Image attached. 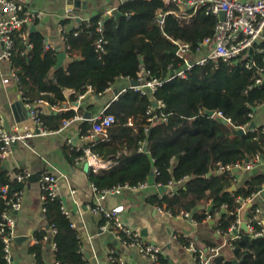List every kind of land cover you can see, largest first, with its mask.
<instances>
[{"label":"trees","instance_id":"obj_1","mask_svg":"<svg viewBox=\"0 0 264 264\" xmlns=\"http://www.w3.org/2000/svg\"><path fill=\"white\" fill-rule=\"evenodd\" d=\"M171 7L179 10L174 4ZM167 10L163 0H125L118 6L117 16L99 15L80 21L77 27L63 33L69 60L58 67H55L57 52L45 47L42 33L27 29L30 45L15 35L11 65L25 102L41 99L55 105L64 100L66 88L80 94L91 86L94 94H101L117 76L137 80L141 67L150 72V77L165 80L153 95L164 103L162 107L156 106L155 111L163 114L165 121L148 120L145 111L152 96H141L132 88L109 104L104 113L112 114L114 122L108 128V137L92 139L86 145L103 160L115 161L106 169L90 170V181L102 190L147 180L165 187L168 181L184 179L173 194L167 190L161 198L154 195V204L172 213L188 212L196 221L207 213L214 218V213L219 212L216 222L221 224L217 227L224 230L235 219L232 214L238 206L235 198L251 196L264 183L262 174L250 175L242 187L230 190L232 176L226 171H216L218 163H242L262 153L264 125L238 135L232 129L247 126L255 109L264 102V72L259 71L260 67L264 70V41L239 54L237 63L235 59L212 58L203 65H194L185 78L166 80L169 70L183 65L182 58L173 52L172 39H185L195 50L206 36L213 34L217 21L206 6L196 8L188 18ZM192 11L188 8L185 13ZM97 41L100 50L96 48ZM259 76L261 83H256ZM205 109L213 114H206ZM217 111L229 122L219 119L214 114ZM73 114L70 110L59 117L70 118ZM41 118L51 129L46 116ZM59 126L57 123L51 130ZM90 128L91 124H84L81 135L88 134ZM82 153L81 149L72 150L71 160L75 162ZM4 185L9 193L22 190L20 181L8 178L0 170V190ZM4 201L0 193V220ZM209 202L212 207L206 210ZM60 204L58 199L42 204L48 225L56 228L54 258L59 264H87L79 232L70 217L61 212ZM254 208L255 205L249 210V219ZM249 224L252 231L240 229L231 241L233 258L239 264H264L263 226L254 220ZM44 232H35L36 243L29 248L35 264H45L41 251ZM159 261L167 264L162 254ZM4 263L0 234V264ZM214 264L233 263L217 254Z\"/></svg>","mask_w":264,"mask_h":264},{"label":"crops","instance_id":"obj_2","mask_svg":"<svg viewBox=\"0 0 264 264\" xmlns=\"http://www.w3.org/2000/svg\"><path fill=\"white\" fill-rule=\"evenodd\" d=\"M15 1L22 3L30 10L43 13L42 17L33 25V29L31 25L24 27L22 31L26 35L27 29L40 31L43 41L49 45L48 48L57 52L56 60L58 55L64 52L59 63L55 64V67H58L65 66L69 60L68 53L65 51L63 33L67 29L77 27L80 21L92 16L101 15L105 18L111 15L117 16L119 14L117 8L125 0ZM163 2L168 9L167 12H175V14L186 18L195 11L186 14L185 10L188 8L182 3H176L172 0H163ZM173 4L178 6V11L172 9ZM176 39L182 38H175L172 41ZM1 50L2 45L0 43V52ZM208 51L209 47H201L198 51L191 49L188 59L195 61L203 57ZM174 53L176 54V52ZM237 59L234 63L238 62ZM9 69L8 62L0 60V117L7 131L18 132L22 131L23 125H33V123L18 82L10 80L3 83L2 81L8 75ZM169 72L165 78L169 77ZM131 81L133 80L128 77L117 76L103 93L94 94L92 91L85 90V96L81 99H79V93L74 92L71 88H66L63 91L64 100L57 105L52 104L54 107L49 105L51 103L48 105L45 103L37 104L41 107L43 115L46 116V124L51 129L56 128L57 123L61 126L64 119H68L69 122L58 132L27 137L23 141L16 142L7 157L0 163V170L5 171L8 178H13L15 174L20 172L28 173L27 177L20 181L23 192L21 207L18 211H13L15 223L9 244L12 264H35L34 256L29 251L30 246L36 243L34 234L40 230L45 231L44 235L47 234L48 221L42 209L39 183V175L44 169H49L57 176L58 198L68 209L73 226L79 232L81 251L87 264H111L108 259L111 251L131 264H150L147 258L138 255L133 249L125 247L112 238L110 226L102 214L91 212L88 209L94 200L89 178L90 169L84 170V161L76 160L74 162L71 160L72 150H79V148L87 146L88 139L81 135L82 126L91 124L89 118L105 112L113 100H116L120 94L131 87ZM70 110L74 112L70 118L59 117L62 112ZM85 116L89 117L86 118ZM251 121L254 122V127L249 128L248 124L244 128V132L264 125V102L255 109ZM67 140H71L72 144H68ZM105 161L107 166L101 169L110 167L115 160ZM247 161L249 160L242 163ZM242 163H240L241 167L234 171L235 176L231 178L230 190L242 187L250 175L262 174L264 177V158L256 160L248 170L243 168ZM174 187L177 190L179 185ZM164 192L167 190L163 189L162 192H159V189L153 186L135 191L124 190L121 194L110 195L101 199L100 204L107 209L122 206L121 217L124 223L138 230L147 241L158 245L167 264H197L192 254L186 249L189 241L199 248L204 255H210L211 248H217L218 254H221L225 259H236L233 258L232 248L225 243V237L215 232L214 220L201 219L191 222L189 218L176 217L174 213L169 215L158 210L153 197L158 194L161 198V194ZM246 198L247 202L240 212L241 218L245 222L249 219L251 207L254 205L255 207L261 206L264 202V183L259 191ZM210 204L212 202L207 204L206 210H209ZM218 217L219 215H215V218ZM259 219L264 229V215L259 214ZM43 243L44 245L41 246L43 261L45 264H52L54 249L51 246L50 237Z\"/></svg>","mask_w":264,"mask_h":264},{"label":"built area","instance_id":"obj_3","mask_svg":"<svg viewBox=\"0 0 264 264\" xmlns=\"http://www.w3.org/2000/svg\"><path fill=\"white\" fill-rule=\"evenodd\" d=\"M176 3H182L186 8H191L195 10L200 6H206L207 9L216 16L217 21L214 26V32L211 36H206L201 43L198 45L196 50H200L201 47H209V51L201 58L193 61L188 59V54L191 51V46L189 43L182 39H176L173 41L176 54L180 56L183 60V65L177 70H173L174 74L171 77L185 78L186 72L189 71L194 65H203L209 59L221 58L224 61H230L236 59L239 54L248 50L254 44L261 43L264 41V0H252V1H242V0H172ZM220 12H224V18L220 19ZM41 11H33L26 8L22 3L15 0H0V43L2 45V50L0 52V60H6L9 64V72L2 81L7 83L10 80L18 81V76L16 74L15 68L11 65L10 57L12 53V48L14 44L15 35L19 36L23 42H27V35L22 29L26 26L34 25L38 19L42 17ZM160 23L162 20H159ZM101 21L97 23V28L100 29ZM29 45L30 43L27 42ZM45 47L48 48L47 42H44ZM96 48L100 50L101 44L99 41L96 42ZM248 62L246 65L248 66ZM259 71L264 72L263 68L260 67ZM138 78L135 80L136 85H131L134 91H137L141 96H152L151 103L147 106L145 114L150 121H165L166 117L163 114H158L155 111V107H162L164 103L161 100H155L153 98L154 93L159 86L165 80H160L154 77H150V72L144 67H141L137 73ZM262 76L255 79L256 83H261ZM134 81V80H133ZM87 91H93L91 86H88ZM85 91L79 94V99L83 98ZM45 103L49 104L46 100L37 101H26L25 104L29 110V116L32 120L33 125H23L22 131L9 132L3 126L2 118L0 117V163L7 157L11 151L12 146L18 142L23 141L27 137H33L37 135H48L54 132H58L64 128V126L69 122L68 119L62 121L61 126L58 129L51 130L48 129L41 118L43 115L41 107L37 104ZM154 103V104H153ZM51 107H54V105ZM219 119L229 122L228 118H225L220 111L215 112ZM91 122V128L88 134L84 135L88 142L95 139L97 136L99 138L105 139L108 137L107 130L114 122V116L110 113L101 112L92 118H89ZM241 128H245L241 126ZM264 129V128H263ZM68 144L71 140H67ZM82 150V154L76 159L78 161H84L88 163L89 169L92 172H97L101 168H105L107 163L95 152L91 151L90 146L79 148ZM264 158V147L261 154H255L251 160L242 163L244 169L248 170L251 168L252 164ZM241 167L240 163L236 164H220L216 165V170L218 172H228L229 175L235 176L234 171ZM27 172H20L13 176L17 181L23 180L27 177ZM185 178V177H183ZM184 179L178 181H168L164 189L168 190L170 194L176 191L175 185H181ZM39 183L41 195L40 199L43 204L46 200L58 199L57 193V176L54 175L49 169H44L39 175ZM149 186L159 189L162 187L159 183L154 184L153 180H147L140 182L136 185L124 183L116 184L105 189H98L93 183H91V188L94 194V200L92 204L88 206L91 212L101 213L103 218L107 221L110 226L112 238L119 241L122 245L129 249H133L138 255L145 257L149 260L150 264H161L159 261V255L161 254V248L147 241L140 232L136 229L131 228L126 225L121 217L123 211L122 206H115L113 208H105L100 204V200L106 198L110 195L121 194L124 190H138L144 189ZM1 195L4 198L5 208L1 213L0 220V234L3 242V258L5 260L4 264H12V256L10 254L9 244L12 238V228L15 223V218L13 216V211H18L21 207L22 190H15L11 193L8 192L6 185L1 187ZM61 202V201H60ZM235 202L238 206L232 211L235 214L234 221L227 225V228L222 230L217 225L221 222H216L218 218L215 215H219V212L214 213V218L210 214H206L203 220H214L216 222L215 232L222 234L225 237V243L232 248L231 241L238 236L239 229L241 228V223L245 222L241 218V209L247 202V198L236 197ZM225 208L224 205H222ZM158 210H162L169 215H173L170 210L162 209L156 206ZM44 211V207L42 206ZM60 210L63 214L69 216L68 209L61 203ZM259 214L264 215V202L261 206H256L253 210L252 217L246 221L247 229L252 231V227L249 224L251 220L256 221V223L261 224L259 219ZM176 217L189 218L191 222H196L192 218L191 214L188 212L180 211L174 213ZM47 234L43 236V241H47L50 237L51 246L55 250V243L53 242V237L56 233V228L54 226H49L46 230ZM260 233H257L258 235ZM36 241V238L34 236ZM186 249L193 256L194 261L197 264H214V257L218 254L217 248H211L212 252L210 255H204L199 248H197L192 242H188ZM108 259L111 264H131L124 258L118 256L114 251H111L108 255ZM52 264H59V262L54 258Z\"/></svg>","mask_w":264,"mask_h":264},{"label":"water","instance_id":"obj_4","mask_svg":"<svg viewBox=\"0 0 264 264\" xmlns=\"http://www.w3.org/2000/svg\"><path fill=\"white\" fill-rule=\"evenodd\" d=\"M117 14H118V13H117ZM219 16H220V19H223V18H224V12H220ZM106 18H107V17H106ZM31 28L33 29L34 26L32 25ZM175 51H176V48L173 49V52H175ZM63 55H64V52H61V54L58 55V59L56 60V63H57V64L59 63V61L61 60V58H62ZM173 74H174V71H173V69H171L170 72H169V77L173 76ZM136 84H137L136 81H131V85H136ZM153 104H154V103H153ZM204 111H205V113L208 114V115H211V114L213 113L212 110H208V109H205ZM85 117L88 118L89 116H85ZM254 125H255L254 122L251 121V122L249 123V128H253ZM232 131H233V133L236 134V135L244 133V129L241 128V127L236 128V129L233 128ZM98 138H99V137L97 136L96 139H98ZM83 168H84V170H86V171L88 170L89 166H88V163H87V162H84V164H83ZM151 174H153V172H151ZM163 189H164L163 187H160V188H159V192H162ZM232 189H233V187H232ZM211 207H212V204L209 205V208H208V209H211ZM241 228H243L244 230H247V224H246V222H242V223H241ZM231 262H232L233 264H239V262H238L237 259H232Z\"/></svg>","mask_w":264,"mask_h":264},{"label":"rangeland","instance_id":"obj_5","mask_svg":"<svg viewBox=\"0 0 264 264\" xmlns=\"http://www.w3.org/2000/svg\"><path fill=\"white\" fill-rule=\"evenodd\" d=\"M153 175V174H152Z\"/></svg>","mask_w":264,"mask_h":264}]
</instances>
